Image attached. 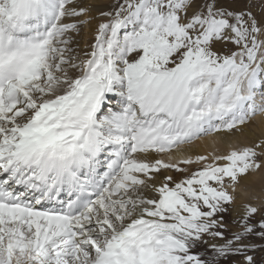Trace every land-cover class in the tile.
Masks as SVG:
<instances>
[{
	"label": "snow or ice",
	"instance_id": "snow-or-ice-1",
	"mask_svg": "<svg viewBox=\"0 0 264 264\" xmlns=\"http://www.w3.org/2000/svg\"><path fill=\"white\" fill-rule=\"evenodd\" d=\"M93 10L0 0V264H256L264 200L230 235L225 216L264 170V130L185 146L264 113V15L232 0Z\"/></svg>",
	"mask_w": 264,
	"mask_h": 264
},
{
	"label": "bare ground",
	"instance_id": "bare-ground-1",
	"mask_svg": "<svg viewBox=\"0 0 264 264\" xmlns=\"http://www.w3.org/2000/svg\"><path fill=\"white\" fill-rule=\"evenodd\" d=\"M81 6L94 5L93 15H96V10H106L110 8V3L106 0H78ZM97 20H93L91 26H85L81 29L79 35H74L73 47L78 48L79 51H83L86 45H90L94 39V29ZM264 130V113H257L253 117V123L247 125L239 133H232L230 136L225 133L220 134H209L207 136H202L191 145L185 146L188 151L196 155H205L214 151L224 152L228 150L230 143H249L253 139V132H259ZM177 158L181 153L176 152ZM195 167V166H193ZM238 199L247 200L254 199L255 203H259L260 200H264V170L252 173L241 180L238 187ZM239 208H235V217Z\"/></svg>",
	"mask_w": 264,
	"mask_h": 264
},
{
	"label": "rangeland",
	"instance_id": "rangeland-1",
	"mask_svg": "<svg viewBox=\"0 0 264 264\" xmlns=\"http://www.w3.org/2000/svg\"><path fill=\"white\" fill-rule=\"evenodd\" d=\"M110 3V5H112L114 3V0H106ZM233 6L238 8V9H250L255 15H257L258 17H260L261 15H264V0H232ZM111 8V6H110ZM110 8L106 9V10H110ZM105 10V11H106ZM79 34H82L81 31ZM248 200H251L253 203H255L254 199H247V200H239L237 197V201H236V206L235 208H239L241 206V204L243 202H247ZM234 209L229 212L228 214H226L225 216V220L227 222V224L229 225L228 231L226 232V235H230V233L232 231L236 230V226L233 223V220L235 219V212ZM260 219V216L256 217V221L258 222ZM253 243H256L258 245H264V240H260L257 237H250L249 238ZM200 251H203V248L200 249ZM211 250L209 249V252ZM255 259H256V264H262V261H264V249H257L254 253ZM234 259H242L240 257H235ZM222 264H228L227 261H222Z\"/></svg>",
	"mask_w": 264,
	"mask_h": 264
}]
</instances>
